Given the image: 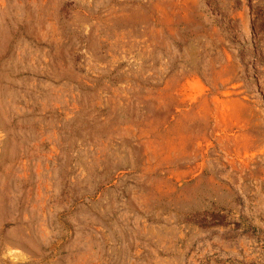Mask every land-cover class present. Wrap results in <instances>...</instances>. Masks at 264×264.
Here are the masks:
<instances>
[{
    "label": "rangeland",
    "instance_id": "1",
    "mask_svg": "<svg viewBox=\"0 0 264 264\" xmlns=\"http://www.w3.org/2000/svg\"><path fill=\"white\" fill-rule=\"evenodd\" d=\"M0 264H264V0H0Z\"/></svg>",
    "mask_w": 264,
    "mask_h": 264
}]
</instances>
